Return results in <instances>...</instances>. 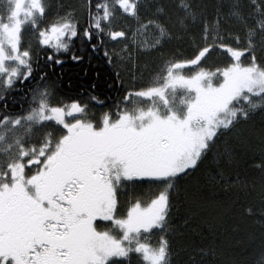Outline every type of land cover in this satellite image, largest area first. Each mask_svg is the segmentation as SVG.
Returning <instances> with one entry per match:
<instances>
[{
  "label": "snow or ice",
  "instance_id": "1",
  "mask_svg": "<svg viewBox=\"0 0 264 264\" xmlns=\"http://www.w3.org/2000/svg\"><path fill=\"white\" fill-rule=\"evenodd\" d=\"M227 5L5 0L0 85L32 87L27 108L0 114V264H217L225 246L244 243L247 220L260 225L254 264H264V0ZM77 40L133 70L116 73L123 93L99 114L95 94L54 103L47 72L30 79L40 60L82 59ZM209 158L218 169L206 183L235 190L227 229L214 200L180 198ZM188 229L207 243L180 244Z\"/></svg>",
  "mask_w": 264,
  "mask_h": 264
},
{
  "label": "trees",
  "instance_id": "2",
  "mask_svg": "<svg viewBox=\"0 0 264 264\" xmlns=\"http://www.w3.org/2000/svg\"><path fill=\"white\" fill-rule=\"evenodd\" d=\"M223 4V11H227V0H221ZM5 0H0V10L4 7ZM53 7L57 4L64 5L67 8L69 5H74L76 0H52ZM63 11V9H61ZM29 36V35H28ZM26 46H31L33 52L36 50V43L34 37H27L25 39ZM81 45L79 41L73 44V50L76 55L82 57L79 61L71 59V52L62 55V63L48 66L44 60H40V67L35 68L33 77L30 78L35 83L36 77L39 76L40 71H46V79L55 82L57 94L53 96V102H61V96L65 99L80 98L87 100L89 94H95L101 101H103V108L99 105L92 104L88 101V106L99 114L104 108H112L120 95L123 93V88L116 82V73L120 72L126 79L132 74V69L128 63L123 64V67H116V64L121 62L114 56L113 63H108L103 54V49L93 50L87 44L83 46L84 50H80ZM119 51V48L116 47ZM35 67V66H34ZM141 69L138 70V73ZM32 87V83L25 81L23 84H18L13 89H3L0 91V114H8L20 112L28 107L29 95L28 89ZM7 104L5 109L3 106ZM223 166V165H221ZM218 165L212 161L211 158L205 161L201 168L192 174V176L185 182L182 187L187 192L182 191L180 198L187 200L188 197L195 196L197 198L204 197L216 202V210L223 217V227L229 228L233 222L229 205L235 199V190H225L221 186H211L206 183L207 177L210 174H215ZM249 177H255V172H249ZM231 179V177H229ZM182 205L179 212L176 214L177 222H179L188 213L186 207ZM201 224L199 218L195 219L193 227ZM204 225L201 224V227ZM260 225L254 223L253 220L245 222V230L236 234V238L244 241L241 244H235L232 241L231 246H225L224 254L215 258L217 264H226L229 260H234L237 264H254L259 253V237ZM188 229L185 232L184 238H179L180 244L187 242H194L195 244L207 243L202 240L203 234H198ZM249 234L254 239L249 238ZM214 239L213 236H208L207 240ZM181 262L187 261V255L184 252L180 253L177 258ZM209 260L212 258L209 257Z\"/></svg>",
  "mask_w": 264,
  "mask_h": 264
},
{
  "label": "rangeland",
  "instance_id": "3",
  "mask_svg": "<svg viewBox=\"0 0 264 264\" xmlns=\"http://www.w3.org/2000/svg\"><path fill=\"white\" fill-rule=\"evenodd\" d=\"M221 3H222V1H221ZM29 35V36H28ZM34 37V36H32V34H31V30L30 29H28V28H26L25 29V39H26V41H27V37ZM25 46H26V44H25ZM116 47H118V48H120V46L119 45H117ZM122 64H125V63H128L127 61H120ZM139 69H141L139 66L134 70L136 73H138V70ZM4 89V87H3V85H0V91L1 90H3Z\"/></svg>",
  "mask_w": 264,
  "mask_h": 264
}]
</instances>
